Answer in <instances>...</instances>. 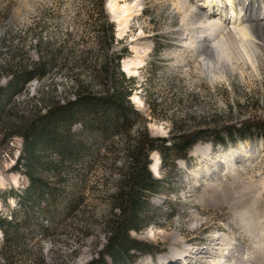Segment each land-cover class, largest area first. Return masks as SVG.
I'll return each mask as SVG.
<instances>
[{"label":"rangeland","instance_id":"rangeland-1","mask_svg":"<svg viewBox=\"0 0 264 264\" xmlns=\"http://www.w3.org/2000/svg\"><path fill=\"white\" fill-rule=\"evenodd\" d=\"M116 1L130 9L122 34L107 10L108 0H0V90L12 76L18 79L36 65L47 66L44 78L28 82L17 95L0 97V218L14 216L18 223L17 245H7L0 235V264H89L100 259L110 236L105 224L116 215L113 197L130 162L132 142L128 146L125 138L112 136L83 158V168L60 174L46 169L51 157L58 158L39 151L33 174L48 186L43 197L20 202L15 195L22 194L28 180L24 142L13 132L34 111L43 114L50 103L73 101L81 87L107 91L109 85L102 87L96 79L105 60L111 73V61L120 56V72L133 81L129 102L145 122L134 124L130 139L140 126L149 137L168 138L174 124L191 132L245 120L264 122V35L245 41L228 26L224 33L213 32L208 45L198 43L205 32L200 22L205 21L204 8L196 6L204 0ZM232 2L235 7L248 4ZM217 47L213 61L206 51ZM135 59L141 63L128 74L123 63ZM134 97L139 103L134 104ZM207 146L212 147L211 162L221 156L222 163L207 166L203 155L194 152ZM242 151L246 157L235 158L234 164L227 160L231 152ZM157 174L162 188L150 198L149 224L129 233L145 246L133 264L178 256L186 248L201 249L195 250L198 261L188 264L214 263L219 238L228 241L222 248L230 264H264V141H237L227 147L201 142L174 169L159 168ZM73 189L83 201L67 215L64 201ZM51 190L55 199L49 206Z\"/></svg>","mask_w":264,"mask_h":264},{"label":"trees","instance_id":"trees-1","mask_svg":"<svg viewBox=\"0 0 264 264\" xmlns=\"http://www.w3.org/2000/svg\"><path fill=\"white\" fill-rule=\"evenodd\" d=\"M120 60L121 57L117 56L111 61V73L108 60L100 65V76L96 79L101 80L102 87L109 85L107 91L97 93L88 87H81L73 101L64 104L50 103L43 114L34 111L32 118L22 126H17V131L13 132V135L20 136L24 142L23 166L28 180V186L22 194L15 195L20 202L43 197V190L48 186L33 174L40 164L41 157L37 155L39 151L49 152L58 158L55 161L50 156L46 169L47 173L60 174L78 166L83 168V158L89 157L94 149L112 136L125 138L127 144L132 142L131 147H128L130 162L124 168V173H121L122 177L113 197L116 215L105 224L110 236L100 259L89 264H132L136 253L145 250L144 245L129 238V233L139 232L149 224L150 198L162 188V181L155 179L149 170L151 153L157 152L160 168L165 170L170 167L174 169L176 162L185 160L189 151L201 142H209L214 147H227L237 141H264V122L254 120L224 127L197 128L191 132L174 124L168 138L149 137L146 129L140 126L136 137L130 139L129 134L134 124L145 121L130 105L129 98L135 89L133 81L125 79L120 72ZM46 67L36 65L30 73H25L18 79L12 76L6 89L0 90V97L17 95L28 82L44 78ZM84 164L89 166L87 162ZM53 194L54 190L47 192L49 206L54 202ZM82 201L83 195L77 189L71 190L64 201L66 214L73 215ZM15 220L14 216L9 221L0 218V231L7 245H17L18 223Z\"/></svg>","mask_w":264,"mask_h":264},{"label":"bare ground","instance_id":"bare-ground-1","mask_svg":"<svg viewBox=\"0 0 264 264\" xmlns=\"http://www.w3.org/2000/svg\"><path fill=\"white\" fill-rule=\"evenodd\" d=\"M221 1V2H220ZM205 0L202 2V4L197 8L202 9L204 8L207 9V7H211L214 10H216L215 4L218 2L219 3V7H220V11L218 12V14L222 15V19L219 18V21L216 19L214 20L213 18H210L211 12L207 15H205V12L202 11L201 15L204 19L205 22H200V26L203 27V29L205 30V32H202V36H200V42H203L204 44L208 45L209 42V38L211 37V34L214 32V34H220L221 32H225L224 30L226 29V27L228 28V26H232V29L235 28L236 33L239 34L242 38L245 39V41H248L250 38H252L253 40H261L263 38L264 35V2L261 0H248V4L243 3L241 5L238 4L239 8H235L233 7V3L232 0H227L229 2V4L227 5V3L224 2V0ZM204 4V5H203ZM198 5V4H197ZM203 5V6H202ZM250 7L253 9V7L256 8L257 10V15L250 13L248 10ZM241 6H243L244 8H241ZM107 10L109 12V14L112 16V18L117 21L118 23V28H119V34H122L125 32V30L128 27V23L130 20V15H128V13L130 12V9L128 6H118L117 1L116 0H108V4H107ZM203 10V9H202ZM234 13V22H225L226 17H224L226 15V13ZM263 14V15H262ZM214 20V21H213ZM222 20V21H221ZM239 27V28H237ZM219 36V35H218ZM219 47V46H218ZM218 47L214 50L211 51V53H207L209 59L213 60L211 57H217L216 51L218 50ZM136 49V48H134ZM221 50V49H220ZM219 50V51H220ZM220 57L217 58V60H219ZM215 61V60H213ZM141 63V61L139 59H135L133 60H127L126 62L123 63V70L125 72H127L128 74L133 73V71L131 70L132 67L134 66H139V64ZM217 65L220 66V64L217 63ZM133 102L134 104L139 103V100L137 99V97L133 98ZM209 147L207 146L205 149H199L196 148L194 150L195 153H201L203 155V157L206 160V165L207 166H215L217 165V163H222L221 160V156H217L215 161L212 163L211 162V158L210 156V151H209ZM211 148V147H210ZM247 152L246 151H242V153H237V152H231L229 158H227V160L229 162H231L232 164L235 163V158L241 156V157H246L247 156ZM156 156V155H155ZM159 163V158L156 156L154 158V162L153 164H151V168H152V172L153 174L157 177V166ZM210 163H212V166L210 165ZM153 234V233H152ZM1 235V234H0ZM148 235H151V231L148 232ZM220 241L215 240V245L219 246L218 248H216L218 250V257L219 259L216 260L214 263L211 262L212 264H230L228 262V260H226L225 256L227 255V249L222 248V244L226 243L228 241L225 240V238H219ZM208 252V251H207ZM210 252V251H209ZM187 254V248L183 250L181 255L177 256V261L179 260V257H183L184 261L188 262L190 259V255H186ZM200 254V253H199ZM198 254V255H199ZM207 254V253H206ZM215 255V254H214ZM189 256V257H188ZM213 256V254H212ZM198 257V256H197ZM214 257V256H213ZM217 256H215L214 258H216ZM228 258V257H227ZM192 260V258L190 259ZM158 263L160 264H171L172 259L171 257H161L160 259H158ZM204 264H206L205 262H203ZM210 263V264H211ZM80 264V263H78ZM143 264V263H141Z\"/></svg>","mask_w":264,"mask_h":264},{"label":"built area","instance_id":"built-area-1","mask_svg":"<svg viewBox=\"0 0 264 264\" xmlns=\"http://www.w3.org/2000/svg\"><path fill=\"white\" fill-rule=\"evenodd\" d=\"M141 260H144L143 262H147L148 261L147 263H144V264H157V259L152 261L151 258H144V259H141ZM140 261L138 263H140Z\"/></svg>","mask_w":264,"mask_h":264}]
</instances>
